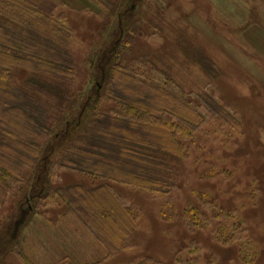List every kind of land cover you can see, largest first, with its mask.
<instances>
[{
    "label": "rangeland",
    "instance_id": "1",
    "mask_svg": "<svg viewBox=\"0 0 264 264\" xmlns=\"http://www.w3.org/2000/svg\"><path fill=\"white\" fill-rule=\"evenodd\" d=\"M46 1L70 33L73 118L96 93L103 53L119 39L126 12L130 37L115 54L118 64L188 96L201 118L183 141L184 157L172 161L166 196L111 185L136 226L108 259L80 216L46 198L90 183L63 169L60 153L47 173L25 168L22 184L8 180L0 189V264H23L21 257L30 264H264V0ZM11 75L15 85L28 77L21 69ZM204 98L211 111L198 102ZM35 173L46 195L21 212L36 194L26 184Z\"/></svg>",
    "mask_w": 264,
    "mask_h": 264
},
{
    "label": "trees",
    "instance_id": "2",
    "mask_svg": "<svg viewBox=\"0 0 264 264\" xmlns=\"http://www.w3.org/2000/svg\"><path fill=\"white\" fill-rule=\"evenodd\" d=\"M51 15L46 0H0V189L8 187V180L22 184L25 168L47 173L51 157L60 153V166L90 183L54 189L46 198L80 216L108 259L123 250L136 226V214L111 185L166 196L172 161L184 157L183 141L193 137L201 115L188 96L118 64L115 54L130 37L131 24L125 23L132 15L126 12L119 39L103 53L101 83L93 96L82 99L73 118L70 33ZM13 69L28 74L20 85L13 83ZM209 101L198 100L211 111ZM35 177L26 179L36 194L26 199L25 209L20 206L21 212L29 213L32 202L44 195L39 186L44 177Z\"/></svg>",
    "mask_w": 264,
    "mask_h": 264
}]
</instances>
